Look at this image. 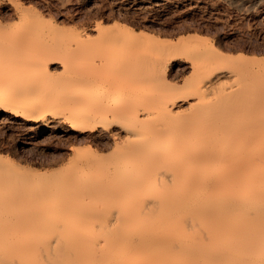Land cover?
I'll use <instances>...</instances> for the list:
<instances>
[{"label": "bare ground", "instance_id": "1", "mask_svg": "<svg viewBox=\"0 0 264 264\" xmlns=\"http://www.w3.org/2000/svg\"><path fill=\"white\" fill-rule=\"evenodd\" d=\"M64 30L0 0V88H7L0 112L32 120L46 105L64 107L59 116L75 132L99 126L97 139L110 140L114 153L70 166L100 173L86 187L93 206L70 195L71 181L39 189L18 182L25 170L0 157V264H264V58L226 56L195 35L172 42L117 23L89 29L94 37ZM52 65L64 80L47 81ZM168 74L189 76L178 85ZM114 77L144 93H111ZM36 92L43 100L30 98ZM131 194L136 200L122 206ZM210 221L209 233L218 227L222 238L213 240L224 244L205 260L186 239Z\"/></svg>", "mask_w": 264, "mask_h": 264}, {"label": "rangeland", "instance_id": "2", "mask_svg": "<svg viewBox=\"0 0 264 264\" xmlns=\"http://www.w3.org/2000/svg\"><path fill=\"white\" fill-rule=\"evenodd\" d=\"M15 1L25 8L39 12L47 20L59 25L65 29L64 32L66 31L67 35H78L86 30L89 35L93 36L94 33H90L89 29L94 26L99 24L103 28H109L117 23L131 32H144V34L159 37L162 40H172V42L182 36L192 35L191 37H194L193 35H195L208 39L226 56L228 54L231 56L243 54L249 58H264V53H262L264 52L262 49L264 48V5L263 2H258L259 0H180L179 4L170 0ZM168 2L171 6L167 4ZM3 14L4 17H8L7 19H12L10 12L4 11ZM12 23L16 24L17 21L14 23L13 20ZM254 54L258 56L254 57ZM51 67L49 68L51 76L47 78V81L60 82L64 80L61 78L63 75L60 76L61 68L55 65ZM188 76L175 79L174 75L168 74L167 82L182 85V79ZM114 78L110 80L112 83L109 82L111 87L108 85L107 88L111 93L121 97H126L130 93L138 97L144 93L140 87H135L133 90L127 89V79H125L127 82H123L124 78H115L116 82ZM114 81L116 84H113ZM79 85L74 86L78 88ZM134 86L136 85L134 84ZM101 91L99 89L97 94L100 95ZM6 92L7 88H0V93ZM104 92L102 91L101 95ZM37 93L30 98H34V100L37 98L38 101L43 100L42 93ZM7 109L0 112V157L6 163L5 167L12 165L25 170L15 180L18 182L27 181L29 186L35 189L43 188L48 182L57 185L64 181H71L74 186L70 195L75 193L83 195L82 205L93 206L94 201L92 197L87 196L86 187L87 183L100 182L102 180V177L98 175L100 173L91 168L70 170V166L77 165L79 159H82L81 157L113 155L112 142L110 140L102 141L96 137L101 128L98 126L94 130L80 129L75 132L72 129V124L59 116V113L64 111V107H59L58 110L57 107L46 105L43 109V111L45 110L44 115L41 114L32 120L27 117H14L10 112L12 109ZM82 110L81 107L74 108L75 112ZM34 114L38 116L39 113L34 111ZM45 119L49 120L48 125L45 124ZM14 186L13 183L10 184L8 191L14 190ZM157 190L156 186L151 189L153 192ZM136 198L135 195L125 196L120 202L122 206H125L134 202ZM214 222L218 224V220ZM214 222L213 227H215ZM204 223L206 224L202 223V225H205L206 228L201 225L195 229L192 228L186 241L191 245L196 241L197 251L203 255L202 259L213 260L216 255L220 254L218 251L222 249L224 240L219 243L214 241L218 236H221V232L216 233L217 227L214 232L212 230L211 235L209 233L213 228L211 221L210 225L209 222ZM206 225H209L208 228L210 226L212 228L208 229ZM205 229H208V233ZM219 239L217 240L219 241ZM201 241L204 242L203 245L199 244ZM220 245L222 246L220 247ZM193 250L196 249L193 248ZM210 256L212 258L207 259ZM205 264H209V262L207 261Z\"/></svg>", "mask_w": 264, "mask_h": 264}]
</instances>
